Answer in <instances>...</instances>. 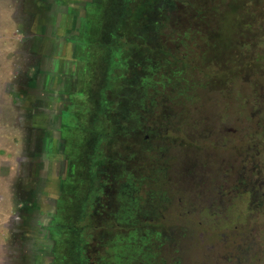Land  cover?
Returning <instances> with one entry per match:
<instances>
[{"label": "rangeland", "instance_id": "374dc122", "mask_svg": "<svg viewBox=\"0 0 264 264\" xmlns=\"http://www.w3.org/2000/svg\"><path fill=\"white\" fill-rule=\"evenodd\" d=\"M82 10L58 264H259L264 0Z\"/></svg>", "mask_w": 264, "mask_h": 264}, {"label": "crops", "instance_id": "0c3cea01", "mask_svg": "<svg viewBox=\"0 0 264 264\" xmlns=\"http://www.w3.org/2000/svg\"><path fill=\"white\" fill-rule=\"evenodd\" d=\"M78 7L74 0H0V264H58L54 171L62 169L60 130L84 66ZM49 216L53 227L27 228Z\"/></svg>", "mask_w": 264, "mask_h": 264}, {"label": "flooded vegetation", "instance_id": "af4514ba", "mask_svg": "<svg viewBox=\"0 0 264 264\" xmlns=\"http://www.w3.org/2000/svg\"><path fill=\"white\" fill-rule=\"evenodd\" d=\"M74 1H76V2H79V7H78V12H79V10H81L83 7H84V5L86 4V2H88L89 0H74ZM81 6V7H80ZM57 12V11H56ZM55 15H56V13H55ZM75 29V24H73V26H72V29H70V31L71 32H75V31H72V30H74ZM73 72V71H72ZM76 78V77H75ZM62 99V98H61ZM58 110V109H57ZM57 110H56V112H57ZM55 127H56V125H55ZM59 163H58V165L57 166H62V169L61 170H59V169H54L55 171H54V177H55V185H56V188H54L53 190L57 193V196H58V198H59V196H60V194L62 193V186H61V183H62V181H63V179H65V177H66V174H67V168H68V157L65 155V156H61V155H59ZM39 172V171H38ZM57 172V173H56ZM59 200V199H58ZM58 200H57V203H58ZM34 203V209L35 210H38L39 208H40V206H42L43 207V203L42 202H40V201H34L33 202ZM39 204V205H38ZM88 204H90V205H92V206H95L96 204H94V203H91V201H89L88 202ZM46 209H45V213H47V215H52L53 214V212L51 211L52 210V207H51V203L49 202L47 205H46ZM57 209H58V206H57ZM44 210V209H43ZM50 219L52 220V216H51V218H50V216L49 217H47V218H45V219H38V221L37 222H35V220L33 221V224L31 225L30 223L27 225V228L30 230L31 228H33V230L35 229V226L37 225V226H39L40 224H45V225H47V226H49V227H53V223H52V221H50ZM56 228H58V226L57 225H54ZM29 233H30V231H28ZM48 242H45V243H48V244H43L44 245V247L46 246V249H47V251L49 250V253L51 252V254H53L54 255V253L52 252V247L54 246L52 243H51V241L50 240H47ZM250 246H253V244H250ZM17 252H21V250H17ZM48 253V254H49ZM20 255H21V253H20ZM50 255V254H49ZM54 257V256H53ZM259 264H264V259L262 260V261H260V263Z\"/></svg>", "mask_w": 264, "mask_h": 264}]
</instances>
